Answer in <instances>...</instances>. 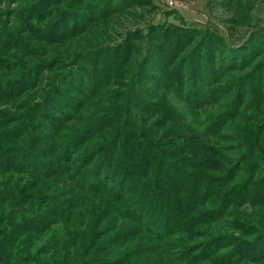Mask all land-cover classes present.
<instances>
[{
  "label": "trees",
  "instance_id": "1",
  "mask_svg": "<svg viewBox=\"0 0 264 264\" xmlns=\"http://www.w3.org/2000/svg\"><path fill=\"white\" fill-rule=\"evenodd\" d=\"M99 1L105 12L113 8L110 0H98L96 6ZM91 2L87 0L86 5ZM78 4L82 0L69 1L66 10L75 11ZM171 5L174 10L183 8L176 0ZM98 15L95 17H103ZM72 16L74 23L67 32L42 33L43 39L63 40L76 31V23L91 20L82 21V15L76 20V13ZM158 23L153 26L155 42L147 47H154L152 56H143L147 48L125 36L108 50L96 48L76 55V74L67 72L69 68L64 72L67 63L59 75L52 76L43 96L22 103L20 112L4 109L0 169L12 174L0 172L2 264H142L146 259L150 264H198L229 239V247L219 256L225 264H247V260L264 264L262 113L249 106L241 110L247 91L238 92L235 76L225 81V90L217 84L237 65L225 61L219 65L214 58L213 64L220 69L217 74L200 60L196 44L188 49L195 39L205 37L200 45H208L201 58H212L215 48L210 38L215 39L214 35ZM179 35L188 36L184 46L178 39L172 43L163 38ZM15 42L23 58L20 54L0 55V65L14 72L0 75V101H11L38 88L44 77L41 71L53 65V60L46 59L31 67L38 72L28 76L24 73L26 44ZM179 53L184 56H177ZM141 56L151 60L148 66H154L157 75L145 72L138 59ZM134 63L133 79L127 78L121 98L118 87L124 85L122 79ZM113 75H123L112 92L113 104L69 126L68 121L76 118L86 100L103 97L109 83L117 79ZM137 77L151 80V84L144 82L143 86ZM252 83L255 79L246 81ZM150 85L154 89L146 88ZM234 88L236 92H232ZM228 96L234 99L233 112L227 110L205 120L208 104ZM184 109L191 114L183 113ZM66 127L71 131H64ZM222 132L228 133L230 144H225ZM22 171L26 179L14 174ZM86 207L91 232L74 240L73 234L84 228L73 221ZM111 212L125 224L107 233L99 225L101 217ZM232 217L239 234L228 232L198 241L175 238L179 230L205 220L221 224ZM137 232L150 237L141 239ZM170 240L181 241L177 251L182 252L170 253L172 247L167 252ZM194 245L203 248L200 258L189 255L184 259L188 254L184 249Z\"/></svg>",
  "mask_w": 264,
  "mask_h": 264
},
{
  "label": "rangeland",
  "instance_id": "2",
  "mask_svg": "<svg viewBox=\"0 0 264 264\" xmlns=\"http://www.w3.org/2000/svg\"><path fill=\"white\" fill-rule=\"evenodd\" d=\"M69 1L73 3L76 0H55L52 2L48 0H0V55L20 54L23 58V55L20 53L21 50L18 48L19 46L14 45V42L19 41L17 43L15 42V44L25 43L26 69L24 73L28 76H34V71L38 72L37 69L32 70L33 68L31 67L38 66L46 59L53 60V65L50 66L51 68L47 67L41 71L44 72V77L41 83H39L38 88L36 87L37 89L34 87L28 89L26 90V95L21 97L18 96L11 101H0V118L7 114L4 112V109H8L12 112H20V110L24 108L22 103L26 102L27 104V102L34 97L43 96L42 94L50 85L52 76L59 75L61 69L66 66L67 63L69 65L64 72L69 68L67 72L76 74L78 65H75V67L73 66L78 63H74L73 60L78 54L84 52L89 53L90 51L88 50H94L96 48L102 50L101 48L106 47L105 49L108 50L121 42L120 40L125 36L131 40H138L139 43L146 48L151 46L150 43L155 42L154 36L152 35L155 34L153 32V26L161 22L172 24L178 28H191L205 34L209 32L211 35H214V37H216L215 39L210 38V44L215 48V52L211 55L213 60L212 58H201L203 56L205 57L203 53H206L208 45L205 44L204 48L200 45L205 37L202 40L200 39L201 37L195 39L194 42L189 45L188 49L190 47H195L193 45L196 44L200 50V60L203 59V61L207 62V65L209 64L215 68L217 74H219L220 69L217 64H213V62H215L214 58H216V62H218L219 65L224 61L230 64L234 63V66L237 65L236 67L233 66L234 68L229 70L228 73H226L227 75L223 76L221 81L217 84L221 85L225 90V88L228 87L225 81H227L228 78L231 80L230 76H235V80L233 81H235V87L239 90L238 92H241V90L247 91V94H245L242 99V102L245 104L241 110L245 111L248 108L247 106L252 108L251 111L260 110L262 119H264V0H176L183 7L180 10H174V7L171 5L173 0H116V2L110 0L113 8L106 12L101 8V1H99V4L96 6L98 0H92L88 5H86L87 0H82V4L84 5H75V11H69L68 9L66 10L68 6H71L68 5ZM72 13H76V20L79 18L81 19V17H79L81 15L82 21L85 20L86 22L89 18H91V20L88 24L87 22L86 24L76 23V31L63 40L45 41L43 39L42 33L51 34L49 31H52L53 34H55L59 30L67 32L66 30L70 28L72 22L74 23V21H72ZM97 13H99V15L103 14L101 15L103 17L96 18L95 16H97ZM60 14L61 16H59ZM12 35L18 37L13 38L11 37ZM163 38L166 42L171 40L172 43L178 39V41L181 42L180 44L184 46L183 41L186 40L188 36L179 35L176 39H171L169 37ZM5 43H10L13 46ZM153 48L154 47L144 50L143 56L146 54L152 56L153 53L151 50H153ZM236 54H239V56L236 57ZM177 56L183 57L184 55L183 53H179ZM142 58L141 56L138 59L142 62L141 64L144 66L145 72H147V70L148 72L151 71L153 72V76H155L156 73L152 71L154 66L150 64L148 66V62L151 60L149 61V59H146L145 61V59L142 60ZM188 62L191 64L193 61ZM135 68L136 63H134L132 69L127 72L125 78L122 77L123 75L121 77L113 75L112 79H117L109 83L110 85L108 88L106 87L103 97H99V99L95 101L86 100L88 102L85 101L86 103L82 105L80 111L75 114L76 118L70 122L73 116L67 124H69V126L79 124L85 119L87 120L88 117L99 114L103 112L105 108L111 106L115 99V95L112 92L115 90L114 88L118 87L121 78H123L122 81L124 85L118 88H120L121 92L120 97L124 98V92L127 88L125 86L126 80L127 78L130 80L133 79V71ZM11 74L13 75L14 72H10L7 68L0 65V75L11 76ZM111 74L108 78H110ZM150 77L151 76L148 78ZM244 77L247 78L242 81L241 78L243 79ZM249 78L251 80L255 79V83L247 85L246 81ZM137 79L143 86H145L144 82L145 84H151V80L146 81L145 78L141 80V77H137ZM146 88L151 90L154 89L152 86ZM210 88L211 87L207 86V89ZM232 92H236L235 88L232 89ZM143 93H145V91H143ZM218 97L215 101L208 104L209 108L204 115L205 120L208 118H212L213 120L215 117L227 112V110H232L229 112H233L234 106L231 105V103L234 102V99L228 96L226 99H223L226 101L222 103L223 100H218ZM240 104L242 105V103ZM240 104L238 108L241 106ZM182 112L191 114L185 111V109ZM1 127L2 125L0 124V128ZM68 127H66L64 131L67 130V132H70L71 130ZM240 132L236 133L239 134ZM222 134L225 144H230V141L226 138L228 133L222 132ZM41 152L44 153V150L42 149ZM42 153L41 156H43ZM0 172L12 174V171H4L2 169H0ZM14 174L20 178L26 179V173H24V171L15 172ZM89 207H91V205H89ZM89 207H86L83 212H80L73 221L75 226L84 228L81 231H76L78 232L77 234H73L74 236L72 239L74 240H79L88 236L91 232V227L89 226L90 223H92L91 215L87 211ZM242 209L243 208H239V210ZM114 215L115 213L111 212L107 213L106 217H101L100 222H102V220L103 222L99 226L107 233L112 232L114 227L125 224L123 220H119ZM85 218L88 219L89 223ZM233 226V217L221 224L215 223L212 220H205L197 225L179 230L175 238L180 240L185 239L186 241H198L214 235L227 234L228 232L239 234L240 232L236 231ZM138 230H141V228ZM137 234H139L141 239L150 237L143 232H137ZM227 241L226 244L218 246L214 250L212 249L209 254L204 255L206 259L198 264H225L224 261L219 259V256L224 254V251L229 247L231 241L230 239ZM167 244L168 247L165 249L167 252L170 251L171 247L175 249L170 253L182 252V250L177 251L179 250L178 246L181 244V241L170 240ZM184 250L188 252L184 259L190 255L194 256V260H197L200 258L199 255L203 251V248L199 245H194ZM114 254L116 255L117 253ZM246 262H248L247 264L250 263L248 260ZM0 264L2 263L0 262ZM138 264L141 263L138 262ZM142 264H150V261L146 259Z\"/></svg>",
  "mask_w": 264,
  "mask_h": 264
}]
</instances>
